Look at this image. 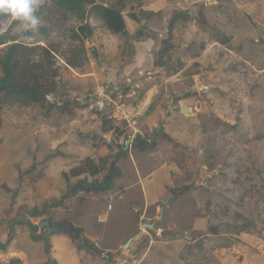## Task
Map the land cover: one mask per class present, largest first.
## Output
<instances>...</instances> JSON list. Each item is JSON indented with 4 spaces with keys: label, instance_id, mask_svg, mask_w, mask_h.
<instances>
[{
    "label": "rangeland",
    "instance_id": "1",
    "mask_svg": "<svg viewBox=\"0 0 264 264\" xmlns=\"http://www.w3.org/2000/svg\"><path fill=\"white\" fill-rule=\"evenodd\" d=\"M104 1L119 2L123 5L127 32H112L101 19H89L94 27V35L86 41L88 54L84 65L91 61L90 68L96 75L91 76L88 80H81L80 72L68 70L62 61L60 72L64 98H80L81 101L91 103L90 106L84 107L82 110L89 114H95L99 119L95 118L85 128L84 124H69L68 117L60 114L58 110L52 111L50 115L45 114L42 109L47 108L46 103L24 108L18 105L0 104L2 120L0 127V179H2L0 182V201H2L0 211L2 213L0 212V218H6L5 222L9 224L13 222L15 226L19 224L18 221L22 220H32L33 223L38 224L41 219L48 218L57 224L60 222L57 220L60 214L54 209L49 210L46 217L35 218L28 211L41 209L44 204L50 203L53 199H59L81 181V178L71 176L72 178L66 182L63 172L65 169L69 170L75 163H79L82 152L87 154L88 151L97 149L95 151L97 154L98 149L104 145L111 152L123 151V159L128 160L127 152L130 150L124 151L122 147L127 138H132V130L130 129V131L127 126L124 128L126 123L122 122L121 132L105 133L103 132L104 127L109 129L114 124L111 121L106 124L103 122L105 117L112 114L115 106L106 96L111 94L110 96L116 99L115 87H122L126 91V89H131V86H135L132 83L130 88L127 87L125 81L127 76L125 77V75L133 76L134 69L137 70L138 67L130 68L132 66L130 62L133 60L135 52L133 36L137 31L144 37L151 35V38L157 40L155 47L151 48L153 54L151 61L154 62V66L151 63L146 68L143 67L144 62L142 65L139 64L145 71H154L157 64H163L168 68L178 67V62L189 65L191 70H198L204 66L203 71L200 70L203 72L201 79L211 85L210 93H204L202 89H198V92L201 93L199 97L203 103L193 102L192 106L196 105L197 110H195L198 116L190 117L185 112L181 114L182 101L176 95L179 91H184L182 78L187 80V74L181 72L182 74L177 78L169 79V82L166 83L178 85V89L174 90V86L170 89L169 99L173 100V106L168 108L169 102L165 104L170 114L164 120L162 133L156 134V129L160 125L154 131H146L142 127L143 133L138 129L133 137L135 140L136 135L142 136L148 142L156 137V143H160L159 149L166 151L168 156L172 153L171 157L176 154L178 159H182L184 165L183 168H179L170 158L172 163L169 167H171L170 172L174 186L176 189L182 187H190V189L187 191L188 196L172 198L167 202V206H170L168 208L170 214L166 213L167 219L165 215V225L166 228L169 227L168 220L171 219V224L175 226V229L165 230L162 233L164 236L171 235V238L175 239L178 238L176 234H179L181 235L179 239L193 242L187 244L179 259L186 260L185 256L188 254L191 262L196 259L203 260L197 264H217L212 256L213 248L218 246L217 244H227L229 241L233 243L236 240V236L232 232L227 235H224L226 233L221 234L216 238L207 233L204 234V238L200 237L203 230L193 231L194 227H190L192 220L199 216L204 217L205 215L204 218L209 217L211 222L233 223V225L243 227L245 229L243 232L264 239L263 26L251 21L247 14L244 15L240 11L233 10L231 0H229L230 2L225 1L226 7L228 6L225 11L226 16L218 15L217 11L211 9L209 22H206L205 25L196 16V12L204 0ZM247 1L255 3L260 0ZM41 5H44V8L40 11L39 7L36 13L41 20L40 25L53 28L54 22L59 20L58 9L50 0H40ZM186 6L190 7L191 19L188 22H184L182 19L178 20L169 34L173 17L177 13H184ZM132 14L137 15L138 18L134 19ZM7 24L12 28V33L20 30L16 24L13 25L14 22L11 20H8ZM76 25L77 22L72 18L66 23L65 28L72 29ZM56 29L51 31V37L47 42L40 38L38 43L48 45V41L53 44L66 41L62 38L63 35L58 33L59 30L64 29L59 28L58 31ZM221 30H223V34L220 33ZM64 34L69 36L70 33L67 31ZM232 35L236 37H231ZM216 37L218 39L228 37L230 51L223 47H218L215 51L210 50L201 58L204 62L200 64L198 60L206 44ZM66 43L61 46L62 49ZM167 45H169V51L163 59H160L159 51L165 49ZM5 46L6 44L0 47V57L1 50ZM168 57L171 59L167 60ZM57 59L60 61L59 58ZM111 72L115 75L112 85L106 80ZM163 81L162 77H154L151 80L152 83L148 81L142 83V86L137 89V93L143 92V87L147 83L151 86L152 84H161ZM99 87L103 93L100 92ZM163 87L161 86V90L157 93L154 100L155 105L159 104L163 98ZM189 95L190 92L187 93V96ZM100 97L102 99H99ZM128 99L125 101L128 104L127 107H130L134 98ZM51 100H54L53 95ZM96 102L99 104L95 105ZM149 110H152V106ZM149 110L148 112H150ZM26 116H30L31 120L32 117L36 120V117L41 116L39 127L31 132L23 127ZM143 119L144 117L137 127L143 124ZM47 126L53 129H47ZM37 130L44 132V136L41 138V142L43 139V149L38 154H34V165L22 170L20 161L26 154L25 145L34 140ZM103 135L108 136V139ZM165 135L173 139V144L163 137ZM115 137H120V142L116 146L114 145ZM52 142L57 143L54 148H51ZM175 143L180 146L175 147ZM110 156L113 155L110 154ZM16 158H20V160ZM38 159L42 161L37 163ZM11 170L13 172H10ZM9 173H11L10 177H8ZM104 175L105 171H102L95 179L101 180ZM12 176L16 177V180L11 183L10 191H5L3 183L10 182ZM50 193L59 196L51 198ZM46 196L47 200L44 202L42 199ZM94 207H98V202L92 201V199L76 205L80 216ZM143 230L146 233V229ZM4 232V226H1L0 234ZM187 233L192 234L189 237ZM146 242V238L140 239L136 253L143 252ZM18 246L21 245L18 244ZM228 246L227 244L221 247ZM179 263L182 264V262Z\"/></svg>",
    "mask_w": 264,
    "mask_h": 264
},
{
    "label": "crops",
    "instance_id": "2",
    "mask_svg": "<svg viewBox=\"0 0 264 264\" xmlns=\"http://www.w3.org/2000/svg\"><path fill=\"white\" fill-rule=\"evenodd\" d=\"M225 1L226 0H204L196 12V16H198L200 19L199 21L203 25H205L206 22H209V11L211 9L217 11L218 15L226 16L227 14L225 11L228 9V6L226 7ZM227 1L230 2L229 0ZM230 3L232 4L231 6L233 7V10L238 12L240 11V13H243L244 15L247 14L251 21L253 20V22L255 21L256 23H259L260 26H263L264 28V0H260L255 3L247 0H231ZM189 8L190 7L187 6L184 8L185 13L187 14V20H182L184 22H188L191 19V12L189 11ZM202 19H204L205 22H202ZM220 33L223 34V30H221ZM226 36L229 37L230 35ZM233 36L236 37L235 35H232L231 37ZM133 37V40L135 41L133 44L135 52L133 55V60L130 62V65H132L130 68L136 66L139 68L137 67V70L136 68L134 69L135 72L133 76L126 74L125 77H127L125 78V81L127 87L132 85V83H134L135 86H131V89H126V91L122 87H115L114 93L116 94V99H113L110 96L111 94L106 96L107 99H109L115 106L112 114L105 117L106 119L104 121L106 123L111 121L114 125L109 129L104 128L103 132H121L120 128H123L121 127V123L125 122L126 125L124 128L127 126L129 130H132V139L137 133L138 129H140L141 133H143L142 127H144V130L146 131H154L155 128L160 125V127L156 129V134L159 135L158 130L160 129L162 133L164 120L169 117L170 114L168 113L165 104L169 102L167 106L168 108H172L173 106V100L169 99V95L171 93L170 89L172 86H174V90L178 89V85H169L166 82H169L168 80L171 78H177L182 74L181 72L187 74V80H185L184 77L182 78L185 87L184 91H179L176 93L178 99L182 101V104L180 105L181 114H183L182 112H185L182 110V106H186V108L190 111V113L185 112L186 114H189L190 117L198 116L196 112V105L192 106L194 103H203L199 97L201 93L198 92V89H202L204 93H210L211 86L209 83H206L205 80L201 79L203 73L201 71H203L202 68H204V66H201L198 70H191L189 69V65H185V63L182 62V68L175 71L174 67L168 68L163 64H157V67H155L154 71H145V69L140 65H142L144 62L143 67L147 68L151 63L152 66H154V62L151 61V55H153L151 48L155 47L157 40L151 38L152 36H145L146 38L144 37L140 40L136 38L135 34ZM228 37L224 38L229 39ZM256 40L258 41V39ZM229 42L230 40H228V42H222V39H218L217 37L216 39L209 41L200 55V59L198 57L200 64H203L204 62L201 58H203V56H205L210 50L215 51L218 47H223L227 51H230ZM63 64H65L68 70H72L74 72L79 71V78L81 80L85 81L90 79L91 76L96 75V73L90 68L91 61L89 64H86L81 68H73L66 63ZM158 76L164 79L161 84H152L149 86V83H147L146 86L143 87V92L140 91L137 93V89L142 86V83L146 81L152 83L151 80ZM106 80L110 83V85H112V82L115 81L114 73H109V75L106 77ZM186 82L187 84H185ZM161 86H164L163 98L160 100L159 104L155 105L154 100L156 99L159 90H161ZM100 89L101 88L99 87V90ZM100 92L103 93L102 90H100ZM189 92L191 96H187V93ZM197 93L199 94L197 95ZM128 98H134L130 107H127L128 104L125 101ZM99 99L102 98L100 97ZM76 100L84 104H88L86 107L91 105L89 102L81 101L82 99L80 98H76ZM91 101L93 100L91 99ZM98 104L99 103L96 102L95 105ZM33 105L35 104L22 107H31ZM151 106L152 110L150 111L149 109ZM80 110L76 111L74 118H67L69 124H84V127L86 128V126H88L92 120L95 118L99 119L95 114H89L82 109ZM148 110L150 112H148ZM42 111L46 112V109L43 108ZM170 111L173 110L170 109ZM30 116H26L24 118L25 123L23 127L31 132L35 128H38L41 124V116L36 117V120H34V117H32L31 120ZM142 117H144L142 122L143 124L137 127ZM47 129L53 128L47 126ZM42 131L43 130H37L34 140L31 143L25 145L26 154L24 159L20 161L22 162V170L27 169L31 165L33 166L34 154H38V152L43 149V139L41 142V138L44 136V132ZM103 137L108 139V136L103 135ZM137 137L139 136L136 135L134 142L130 144L132 145L131 148L129 146V148L125 150V143L122 147L124 151L130 150L127 152L128 160L123 159V151L111 152L107 146L103 145L98 149L97 154H95L97 149H95V151L93 149L91 152L88 151L87 154L86 152H82L81 156L79 157V163H75L71 166L70 169L80 165L81 161L86 157H91L99 164L100 159L102 158H109V161H112L115 158L116 165L120 169V175L114 178L113 188L105 192H93L87 191L85 189L76 190L74 185L73 188L70 189V192H67L70 195L65 200V206L54 209L58 214H60V217L57 219L58 221L67 219L71 221L76 227L83 228L84 238L90 243L94 244L95 247L101 251V254L94 253L91 249L87 248L86 245L79 247L77 244L78 241L74 242L61 230L49 234L46 229L41 230L39 227V234L43 232V234L45 233L50 239V256L55 260L56 264H180L179 262H182V264H197V262L201 263L203 261H198V259H196L195 261L191 262L189 260L190 257L188 254L185 256L186 260L181 261L179 259L181 252H184L187 244H192L193 242H189L185 239H179L181 235L175 239L171 238V235L164 236V233H162L165 230L169 231L175 229V226L171 224V219L168 220L169 227L166 228L165 225V215L167 212L170 214V209H168L170 206H167L166 200L169 197L183 198L189 194L187 192L189 190L181 193L180 190L178 191V189H176L174 186V180L170 172L171 167H169L171 165L170 163H172L170 161V158L172 160V153L168 156L166 151H162V149L160 150V143H156V146L153 148L141 150L136 144L138 143L136 142ZM163 137L169 143L173 144V139L170 136L165 135ZM141 138L147 140L145 137L141 136ZM119 142L120 137H115L114 145L116 146L119 144ZM149 142H156V137ZM55 144L57 143L52 142L51 148H54ZM178 145L180 146V144ZM110 154L113 156H110ZM16 159L20 160V158ZM41 161L42 160L38 159L37 163H40ZM70 169H65V172H69ZM102 171H105L106 175L107 165ZM102 171H100L99 174H101ZM10 172L13 171L11 170ZM10 174L11 173H9L8 177H10ZM98 175L90 176L88 173H82L80 175L74 176V178H81V180H83L84 178L88 177L89 183L93 184L95 181L97 183L100 181L95 179L98 177ZM71 178L72 177H70L69 180ZM90 178L94 179L90 180ZM1 180L2 179H0V182ZM14 180H16V177L13 178L12 176V179L9 180L10 182L5 181L6 184L3 183L5 191L6 186L10 189V185ZM96 184H93V186ZM89 185L90 184L87 186L93 187ZM173 189L178 191L179 194L177 196L172 193ZM49 196L52 198V196L59 195L50 193ZM89 199L98 202V207H94L80 216L76 209L77 203H84ZM42 200L45 202L47 200V196ZM1 205L2 201H0V206ZM109 205L112 206L111 209L109 208ZM0 212L2 213V211ZM201 212L203 215L204 213L202 208ZM204 217L199 216L194 218L190 224V227H194L192 228L193 231L203 230L201 233L202 235L200 236L202 238H204V234L208 232L209 227L213 224H216L217 222H211L209 217ZM167 218L168 217L166 215V219ZM5 220L6 218H0V227L4 226L5 229V232L0 234V242H6L9 235L12 233L13 238L8 244L7 250H0V264H9L11 259H19L22 264L46 263L48 260V255L45 251L44 241L33 240L30 228L24 223L18 221L19 224L15 226L13 222L9 224L8 222H5ZM48 220L51 221L49 218ZM41 221L43 220L41 219L36 225L39 226ZM51 223L52 226L58 227L52 221ZM143 223L153 225L154 229L142 227ZM176 228L179 229L180 227ZM143 229H146V233ZM138 233H140V235L135 237L129 248L124 249L123 245L127 242V240ZM191 234L192 233H187V236L190 237ZM227 234L228 233L224 235ZM212 236L216 238L220 237L221 235ZM234 236H236L235 242L231 243L228 247H221L219 244H217L218 246L213 245L215 247L212 250V256H214L217 264H264V239L248 232H241L240 234H234ZM141 238L147 239L146 247L144 248L143 252L136 253L137 244H139ZM18 244L21 246H18ZM202 244L204 245V243ZM106 254H108V257H105Z\"/></svg>",
    "mask_w": 264,
    "mask_h": 264
},
{
    "label": "trees",
    "instance_id": "3",
    "mask_svg": "<svg viewBox=\"0 0 264 264\" xmlns=\"http://www.w3.org/2000/svg\"><path fill=\"white\" fill-rule=\"evenodd\" d=\"M52 4L58 9L59 20L54 22L53 28L59 34L63 35L60 44H53L48 41V45L38 43L40 38L45 42L50 39L54 29L43 25L39 26L37 33L23 32L18 30L12 33V28L9 27L7 31L0 33V46L2 48V55L0 57V104L8 106H30L32 104H47L45 114L50 115L52 111L58 110L63 116L72 119L76 115L78 109L86 107L84 104L76 99L64 98V91L62 77H61V61L73 68H81L87 60L88 49L86 41L90 40L94 35V27L89 19H101L106 27L115 33H126L127 25L123 15V5L119 2L104 1V0H50ZM44 5L40 6V11ZM187 14L177 13L172 21L169 29V34L172 32L175 23L182 19L187 20ZM134 19L138 18L137 15H131ZM74 19L77 25L70 29H66V23ZM0 17V22L3 21ZM205 22L204 19L201 20ZM15 25V23L13 24ZM69 32V36L64 33ZM151 36V35H146ZM136 38L140 40L144 38L140 33H136ZM146 38V37H145ZM229 39L223 38L222 42H228ZM65 44L64 49L61 48ZM169 45L159 52L160 59L165 57ZM61 48V49H60ZM59 58L60 61L57 59ZM171 58H167L170 60ZM182 62H178V67H174L175 71L182 68ZM53 95L54 100H49L48 96ZM58 97V98H57ZM1 110V109H0ZM104 124L106 122L104 121ZM2 120L0 118V127ZM105 128V127H104ZM136 143L141 150L153 148L156 142H148L141 137H137ZM179 146L178 143L174 145ZM172 161L176 163L179 168H183L182 159H178L174 154ZM107 165V173L102 180L98 181L93 187H88L89 178L86 177L75 185L76 190H87L93 192H105L113 188V180L120 175V169L116 165V159L109 161V158L100 159V164L91 157L84 158L80 165L70 169L69 172H63V177L66 181L71 176L88 173L90 176H96L100 171L104 170ZM190 187H182L180 192H184ZM6 191H10L6 187ZM176 189L172 190L174 195H178ZM70 194L66 193L59 199H53L50 203L43 205L41 209H33L28 211L33 217L45 216L49 214V210L65 206V200ZM27 225L32 232L33 240H43L45 243V251L48 255V260L44 264H56L55 260L51 258V244L49 237L43 232L39 234V226L31 221H20ZM51 223V221H50ZM219 223V224H218ZM213 224L208 229V234L219 236L224 233L232 232L233 234H240L245 229L233 223L218 222ZM52 224V223H51ZM58 228L67 234L74 242L85 240L86 247L91 249L96 254H101V251L90 243L83 236V228L76 227L71 221L63 219L56 224ZM202 235V234H201ZM13 238L10 234L6 242H0V250H7L8 244ZM228 245L231 242H227ZM227 244H219L220 246ZM9 264H22L19 259H11Z\"/></svg>",
    "mask_w": 264,
    "mask_h": 264
},
{
    "label": "clouds",
    "instance_id": "4",
    "mask_svg": "<svg viewBox=\"0 0 264 264\" xmlns=\"http://www.w3.org/2000/svg\"><path fill=\"white\" fill-rule=\"evenodd\" d=\"M40 7V0H0V33L8 30V20L13 21L16 27L23 32L37 33L41 24L36 15Z\"/></svg>",
    "mask_w": 264,
    "mask_h": 264
},
{
    "label": "water",
    "instance_id": "5",
    "mask_svg": "<svg viewBox=\"0 0 264 264\" xmlns=\"http://www.w3.org/2000/svg\"><path fill=\"white\" fill-rule=\"evenodd\" d=\"M51 97H52V95H49L48 96L49 100H51ZM182 110H184L186 113H190V111L186 108V106H182ZM158 133L159 134L161 133V129L158 130ZM133 142H134V140L132 138H127L126 141H125V147H124V149L127 150L129 148L130 144L133 143ZM96 183L97 182L95 181L93 184H96ZM93 184H90L89 186H93ZM171 199H172V197H169L166 200V203L168 201H170ZM39 227H40L41 230L42 229H46V231L49 234L60 230L58 227L52 226L51 223H50V221L48 219H45V220L41 221L40 224H39ZM142 227L147 228V229L148 228L154 229V226L153 225L147 224V223H143ZM139 235H140V233L136 234L135 236L130 237L127 240V242L123 245V248L124 249H128L129 246H130V244H131V242L135 239V237H137ZM176 236L179 237L180 235H176ZM77 244H78L79 247H82V246L86 245V242H85V240H82V241H78ZM105 257H108V254H106Z\"/></svg>",
    "mask_w": 264,
    "mask_h": 264
},
{
    "label": "built area",
    "instance_id": "6",
    "mask_svg": "<svg viewBox=\"0 0 264 264\" xmlns=\"http://www.w3.org/2000/svg\"><path fill=\"white\" fill-rule=\"evenodd\" d=\"M109 208L111 209V208H112V206H111V205H109Z\"/></svg>",
    "mask_w": 264,
    "mask_h": 264
}]
</instances>
